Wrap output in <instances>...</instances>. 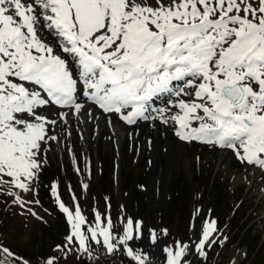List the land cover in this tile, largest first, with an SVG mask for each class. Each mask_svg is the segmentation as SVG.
<instances>
[{
  "label": "snow or ice",
  "instance_id": "obj_1",
  "mask_svg": "<svg viewBox=\"0 0 264 264\" xmlns=\"http://www.w3.org/2000/svg\"><path fill=\"white\" fill-rule=\"evenodd\" d=\"M162 95L176 99L155 112L181 141L230 149L264 169V0H0V184L31 191L43 146L58 139L50 133L81 111V100L135 124L156 118L150 103ZM51 191L70 224L69 244L122 248L149 264L129 244L141 221L123 219L117 236L110 216L105 224L95 212L89 222L78 202L74 210L59 202L56 184ZM217 231L202 221L191 246L164 248L165 264H191L193 248L206 257Z\"/></svg>",
  "mask_w": 264,
  "mask_h": 264
},
{
  "label": "rangeland",
  "instance_id": "obj_2",
  "mask_svg": "<svg viewBox=\"0 0 264 264\" xmlns=\"http://www.w3.org/2000/svg\"><path fill=\"white\" fill-rule=\"evenodd\" d=\"M86 112L81 109L80 116L66 123H77L74 131L77 148L71 143L70 127L62 132L63 143L59 134L50 133L58 139L43 146L46 149L41 155L43 163L38 178L30 181L31 191L21 189L22 193L16 191V197L23 196L21 200H7L11 214L6 212V201L1 205L0 233L4 235H0V240L4 239L11 252L23 254L29 264H42L50 257H55L58 264H78L74 243H64L70 234L66 214L59 218L47 211V206L53 203L61 213L51 191V185L56 184L60 201L70 210L77 201L89 222L94 223L95 212L101 214L105 224L110 216L114 235L123 233V219L141 221L140 238L129 244L134 251L146 253L150 264H165L164 248L175 247L177 241L191 246L199 238L204 220L216 221L217 243L206 246L208 258L199 256L193 248L187 257L191 264H264V169L239 159L236 162V158L233 166L219 167L218 161L208 160L204 155L212 148L192 155L196 143L185 144L188 150L185 153L183 144L178 146L171 159L163 152L160 160L152 154L142 161L139 148L134 151L133 144H127L123 151L119 137L124 138L127 131L118 121V125L107 127L109 136L100 147L95 141L88 155L85 122L88 118L100 119ZM84 185L88 187L85 189ZM37 186V193L44 199L40 206L31 197ZM11 188L12 185L0 184L4 195H9ZM105 202L112 206L110 212L105 210ZM152 231L156 233L155 243ZM75 243L78 253L85 255L87 252L79 248L78 241ZM88 250L126 255L122 248L110 254L106 247L95 242L88 244ZM10 258L0 252V261L12 264Z\"/></svg>",
  "mask_w": 264,
  "mask_h": 264
},
{
  "label": "bare ground",
  "instance_id": "obj_3",
  "mask_svg": "<svg viewBox=\"0 0 264 264\" xmlns=\"http://www.w3.org/2000/svg\"><path fill=\"white\" fill-rule=\"evenodd\" d=\"M168 114L170 115V113ZM111 122L114 124L113 120H111ZM64 125L57 124V126L54 129L55 132L59 134L61 138L62 132L65 133V130H68L70 127L69 133H71L70 135L72 137L71 143L75 148H77L78 141H77V138L74 137L76 135V132L74 131L77 128L76 127L77 123H70V124H64ZM85 126L86 127H85V130L83 129V132L86 135L85 141L87 145L88 155H90L94 148L93 145L95 141L100 147V145H102V141L105 140V137L109 136V134L107 133L109 130L107 128L108 125H107L106 120L96 121L94 119L88 118L85 122ZM174 129L170 130V129L165 128L163 130L162 127L158 124H153L150 130L146 129L145 125L138 126L135 128H131L130 131L126 130L127 131L126 136L124 138L119 137V141L121 142L123 146V151H125L127 144L129 145V143L133 144L134 151H137L136 149L139 148L138 153L142 161H144L148 156L152 154H154V156L158 160L161 157V154L163 152H166L167 154H169L170 159H171L172 156L178 152L179 150L178 146L180 145L182 146V144L184 148L183 153L188 151L187 148H185L187 147L185 146V143L179 141L177 137L174 135V132H175ZM113 140H114V137H113ZM61 143H63L62 138H61ZM190 143L188 144L190 145ZM205 148H211V147H206V145L198 144L197 148L196 147L194 148V151H192L193 149L191 150L192 155L193 154L195 155V153L196 154L201 153V150ZM215 149L212 148L209 152H206L204 154L208 160L213 159V160L218 161L219 167H226L230 165L233 166L232 163L234 162L233 160L234 156L232 155L231 151L230 152L225 151V150L216 151ZM237 159H235L236 162H237ZM251 178L254 180L253 182L255 184L258 182L257 179L254 178V176Z\"/></svg>",
  "mask_w": 264,
  "mask_h": 264
},
{
  "label": "trees",
  "instance_id": "obj_4",
  "mask_svg": "<svg viewBox=\"0 0 264 264\" xmlns=\"http://www.w3.org/2000/svg\"><path fill=\"white\" fill-rule=\"evenodd\" d=\"M3 203H0V207ZM23 255V254H22ZM208 258V257H207ZM78 259V258H77ZM136 264V262L127 257V256H118L117 258H111L108 256H104L102 259L101 258H96L94 260L91 259H84V258H79L76 263L78 264ZM59 261H55V264H58ZM150 264V263H149Z\"/></svg>",
  "mask_w": 264,
  "mask_h": 264
}]
</instances>
